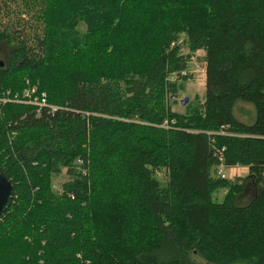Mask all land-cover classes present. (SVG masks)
<instances>
[{
    "label": "trees",
    "instance_id": "16d2710c",
    "mask_svg": "<svg viewBox=\"0 0 264 264\" xmlns=\"http://www.w3.org/2000/svg\"><path fill=\"white\" fill-rule=\"evenodd\" d=\"M0 170V264H264V0H0Z\"/></svg>",
    "mask_w": 264,
    "mask_h": 264
},
{
    "label": "rangeland",
    "instance_id": "374dc122",
    "mask_svg": "<svg viewBox=\"0 0 264 264\" xmlns=\"http://www.w3.org/2000/svg\"><path fill=\"white\" fill-rule=\"evenodd\" d=\"M14 5V4H13ZM11 6L10 8L14 10L16 15L19 13L20 16L22 15V18L26 19L25 12L22 11L19 3H16L15 6ZM19 11V12H18ZM11 17V16H9ZM183 53H188V49L185 47L182 49ZM204 54L202 50H197L195 54L188 60L187 62V68L184 72H182V75H189V77L185 80H180L182 83V87L179 88L178 91V99L174 102H170L172 109L176 112L183 111V107L186 105V103L189 100L194 99L195 97H198L200 100L203 99L204 91H205V74H204ZM188 97V101L186 103H183V98ZM239 111H236L238 114H240L239 118L245 119L251 114L252 108L248 104H239L238 105ZM254 120V111H253V117L248 122H252ZM219 175L227 178V179H234L237 177H244L247 174V168L244 166H219L218 168ZM157 178L159 181L163 182L165 178L162 176V174H158ZM226 192L225 188H221L215 192H213L211 199L214 202H220L223 199V196ZM195 256V255H193ZM197 261L199 264H210L206 263L205 260L198 257Z\"/></svg>",
    "mask_w": 264,
    "mask_h": 264
},
{
    "label": "built area",
    "instance_id": "2783aa9c",
    "mask_svg": "<svg viewBox=\"0 0 264 264\" xmlns=\"http://www.w3.org/2000/svg\"><path fill=\"white\" fill-rule=\"evenodd\" d=\"M6 95H8V93ZM177 96H178V94L171 96L169 98V101L174 102L175 100L178 99ZM6 99L7 98L5 97L1 101L5 102ZM12 101L22 102V103H26L28 105H32V106L36 107L37 110H39V108L41 109L42 107H45V108H47L53 112L57 109L55 106L50 105L47 102L45 93L43 91H39L37 86H30V87L26 88L25 90L22 91L20 97H18L17 95H14ZM164 125H165V122H164ZM63 171H65V169H63Z\"/></svg>",
    "mask_w": 264,
    "mask_h": 264
},
{
    "label": "water",
    "instance_id": "95a60500",
    "mask_svg": "<svg viewBox=\"0 0 264 264\" xmlns=\"http://www.w3.org/2000/svg\"><path fill=\"white\" fill-rule=\"evenodd\" d=\"M183 103L188 101V97L183 98ZM13 197V185L11 181L0 170V215L7 211Z\"/></svg>",
    "mask_w": 264,
    "mask_h": 264
},
{
    "label": "bare ground",
    "instance_id": "6f19581e",
    "mask_svg": "<svg viewBox=\"0 0 264 264\" xmlns=\"http://www.w3.org/2000/svg\"><path fill=\"white\" fill-rule=\"evenodd\" d=\"M189 100V99H188Z\"/></svg>",
    "mask_w": 264,
    "mask_h": 264
}]
</instances>
